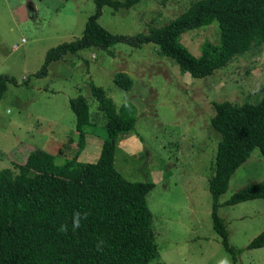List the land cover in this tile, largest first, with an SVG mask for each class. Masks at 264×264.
I'll return each mask as SVG.
<instances>
[{"label":"rangeland","instance_id":"obj_1","mask_svg":"<svg viewBox=\"0 0 264 264\" xmlns=\"http://www.w3.org/2000/svg\"><path fill=\"white\" fill-rule=\"evenodd\" d=\"M191 1L141 0L116 12L104 6L97 23L113 35L147 34L175 19ZM93 11L92 0H0V75L17 83L7 85L0 100V171L14 172L13 164H22L34 152L53 157L57 166L70 160L77 136L69 101L85 98L91 123L98 129L105 123L91 97L92 84L105 92L115 110L128 103L135 111L132 134L115 145L113 167L128 182L153 185L145 200L158 259L149 264H231L212 228L208 179L219 137L209 121L214 103L254 104L264 95V46H252L201 79L182 73L152 44L139 49L116 44L111 55L86 49L50 63L45 77H35L46 52L79 39ZM204 43H218L215 24L180 38L194 57ZM117 73L130 80L128 91L113 84ZM101 143L86 134L76 161L94 163ZM262 181L264 159L253 149L217 198L215 213L228 246L239 253L236 264H264V248L245 250L264 230V202L222 204Z\"/></svg>","mask_w":264,"mask_h":264},{"label":"trees","instance_id":"obj_2","mask_svg":"<svg viewBox=\"0 0 264 264\" xmlns=\"http://www.w3.org/2000/svg\"><path fill=\"white\" fill-rule=\"evenodd\" d=\"M139 1L92 0L94 11L85 22L82 36L49 49L34 76L45 77L50 63L86 49L111 55L110 49L116 44L133 49L152 44L182 73L201 79L252 46H264V0H194L167 24L132 37L110 34L98 25L102 7L116 12L128 10ZM212 23L218 43H204L200 55L192 56L180 44L181 36ZM112 81L123 91L130 89V80L124 74H115ZM9 84L17 85L14 78L0 75V100ZM89 89L105 123L99 129L91 123L85 98L69 101L77 136L70 160L57 166L53 157L34 152L22 164H13L14 172L0 171V264H149L158 259L145 200L153 185L128 182L113 167L118 139L134 130V108L125 103L115 110L101 88L90 84ZM212 109L209 126L219 137L208 179L212 228L230 255L231 264H236L239 253L228 246L224 226L215 213L217 198L253 149H258L264 159V95L254 104L214 103ZM86 134L102 141L98 158L90 164L76 161L84 149ZM255 199L264 202V181L243 187L222 205ZM74 219L78 226H74ZM261 248L264 230L245 250Z\"/></svg>","mask_w":264,"mask_h":264},{"label":"clouds","instance_id":"obj_3","mask_svg":"<svg viewBox=\"0 0 264 264\" xmlns=\"http://www.w3.org/2000/svg\"><path fill=\"white\" fill-rule=\"evenodd\" d=\"M73 223H74V226H78V224H77L75 219H74Z\"/></svg>","mask_w":264,"mask_h":264}]
</instances>
